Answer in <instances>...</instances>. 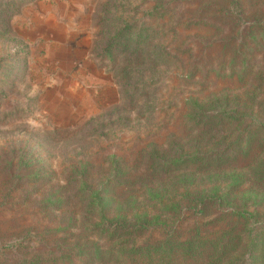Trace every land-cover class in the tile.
<instances>
[{"label":"trees","instance_id":"obj_1","mask_svg":"<svg viewBox=\"0 0 264 264\" xmlns=\"http://www.w3.org/2000/svg\"><path fill=\"white\" fill-rule=\"evenodd\" d=\"M237 3L238 0H231L229 4L204 3V0H157L151 9L140 14L144 20L156 18L157 27L150 30L145 23L137 29L140 21L130 24L116 14L121 12L128 16L129 10L119 12L121 6H106L108 27L105 34L98 35L96 43L104 41L106 47L95 55L111 61V71L116 73L125 103L139 108L141 102L146 104L166 89L165 85L161 87L165 80L161 71L163 56L172 59L178 70H183L187 62L189 65L193 63L188 75H177L181 83L172 90L175 100L185 97L179 101L180 115L177 116L180 117L175 119L172 128L184 127L189 137L184 144H178L183 141L178 136L171 137L164 150L155 147L157 140L152 137L150 161L142 164L143 170L135 177L136 181H123L126 187L137 185V192L144 190V193L129 197L122 205L118 204L115 211L113 205L120 196L104 201L106 181L93 179L92 172L97 169L86 161L87 152L97 148L90 146L87 140L106 142L108 133L87 134L84 140L88 144L76 147L78 151H71V155L60 162V171L47 176L29 175L45 169L41 161L34 163L30 154L16 159V149H7L5 155L9 160H6L7 157L0 152V210L7 207L0 212V264H71L76 257L85 255L96 259L90 260V264H250L260 244L262 258L259 261L254 258L253 264H264V243L253 239L254 226L244 225L241 230L233 225L223 228L220 225L217 229L225 212H218L222 198L216 185L220 175L216 169L228 164L234 168L236 154L232 151L237 148L241 153L239 149H242L239 148L242 141L231 149H220L219 142L229 140L232 128L223 121L220 129L218 120L221 117L243 125L245 119H252L254 115L250 117L247 113L234 111V108L247 107V96L200 95L208 91L211 84L200 85L201 90L192 93L197 97L189 99L185 95L186 80L200 73L207 78L212 71L222 79L223 71L217 69L218 64L223 66L230 61L236 64L238 59L250 54L251 46L243 45L245 39L241 30L244 26L252 22L253 27L264 31V16L246 19ZM232 44L236 47L226 57L225 50ZM221 47L223 58L214 55L209 58V54L217 53ZM234 54L238 56L230 59ZM202 57L207 69L201 68ZM212 61H215L213 65ZM248 73L249 69H246L240 78L241 83L251 84ZM149 75L153 79L143 81ZM234 76L233 72L229 74V78ZM135 77L138 82L133 81ZM257 78L263 82L254 88L263 87L264 73ZM173 108L177 109L178 104L174 102ZM157 112L165 113L163 109ZM144 114H141L142 121ZM153 115L151 113V117ZM181 117L183 125L179 123ZM221 133L225 136L220 138ZM75 136L66 130V137ZM87 137L90 138L86 140ZM3 157L6 158L2 161ZM113 158H106L110 176L117 169ZM3 163L5 166L1 170ZM179 172L181 174L172 177L171 173ZM183 186L189 191L184 192L183 200L178 202L177 190ZM143 208L145 210L140 213ZM183 209H186L185 215ZM228 215L248 223L253 219L246 209L233 210ZM209 225L213 228L208 229ZM105 239L110 244L106 247V254L98 248L94 251ZM91 251L95 253H89Z\"/></svg>","mask_w":264,"mask_h":264},{"label":"rangeland","instance_id":"obj_2","mask_svg":"<svg viewBox=\"0 0 264 264\" xmlns=\"http://www.w3.org/2000/svg\"><path fill=\"white\" fill-rule=\"evenodd\" d=\"M209 1L215 4H229L231 0H204V3ZM156 2L157 0H0V152L7 157V149L15 148L16 159H19L20 155L25 154L28 157L30 154V159L32 157L34 163L41 161L45 169L36 170L29 175L47 176L53 172L58 173L60 162L70 156L71 151H78L76 147H85L89 143L97 148L87 152L86 161L100 170L99 173L94 170L91 177L106 181L104 201L120 196L115 202L117 204L113 205V211L118 204L122 205L129 200V197L141 196L144 190L137 192V185L132 187L129 184V187H126L123 181H136L135 177L143 170L142 164L150 161L152 153L149 146L153 142L152 137L157 140L155 147L158 146L161 150L168 148L171 137L178 136L183 140L178 144H184L189 137L184 127L179 130L172 128L175 119L180 117L177 116L179 101L185 99L181 96L175 100V92L172 90H176V84L181 83L177 75H188L193 63L189 65L187 62L183 70H178L172 59L163 56L161 71L165 80L162 81L161 87L165 85L166 89L146 104L141 102L136 109L133 104L125 103L121 97L116 73L111 71V61L97 58L95 54L106 47L104 41L97 45L96 43L98 35L105 34L108 27L107 5L121 6V10L118 8L119 12L129 10L128 16L121 12L116 14L130 24L140 21L137 29L145 23L150 30L151 27H157L156 18L149 17L144 20L140 14L151 9ZM237 5L246 19L264 16V0H238ZM218 15L222 17L220 12ZM251 23L241 30L245 39L243 45L251 46L250 54L238 59L236 64L231 61L223 66L218 64L217 69L223 71L222 79L212 71L207 78L200 73L195 78L186 80L185 95L189 99L197 97L192 93H198L201 90L200 85L211 84L210 89L206 92L202 90L200 95L213 93L218 97L230 94L234 97L247 96V107L244 108V105L234 108V111L247 113L250 117L254 115L252 119H245L243 125L221 117L218 120L220 129L223 121L232 128L229 140L226 143L219 142L220 149H231L233 145L237 146L238 141H242L239 147L242 149H239L241 153L237 148L232 151L236 154L234 168L228 164L216 169V172L220 173L216 185L222 198L218 212H225V217L222 216L217 229L220 225L221 228L233 225L241 230L244 225L254 226L253 239L257 243H264V144L261 145L264 143V86L254 88L263 82L257 77L264 73V68L259 71L264 67V31L257 26L253 27ZM130 37L133 38L132 35ZM235 47V44L229 45L225 50L226 57ZM222 54L221 47L217 53L209 54V58L212 55L221 57ZM238 54L240 55V52ZM235 56L238 55H231L230 59ZM121 58L122 56L119 60ZM204 61L205 58L202 57L201 68L207 69ZM210 63L213 65L215 61ZM212 68L214 69V66ZM246 69H249L251 84L240 82ZM232 72L235 76L229 78ZM152 79L153 76L149 75L143 81ZM133 81L138 82L137 77ZM249 85H252V88ZM174 102L178 104L177 109L173 108ZM168 104L171 106L167 107ZM159 109H163L165 113L158 114ZM151 113L154 114L152 117ZM141 114H144V121L140 119ZM179 123L183 125L182 117ZM66 130L72 131L76 136L66 137ZM101 132L108 133L106 142L87 140L90 137L85 138L88 143L84 140L87 134L97 135ZM80 133L81 136H77ZM223 136L225 133L219 135L220 138ZM53 137L57 138L53 140ZM142 149L145 150L141 151ZM142 152L144 154H141ZM172 154H175V151ZM111 156L114 157V167L117 165L112 176L107 172L109 164H106V158ZM170 156L173 159L174 156ZM6 160H9V157ZM4 166L5 163L2 164L1 170ZM171 174L175 177L181 173ZM187 191L189 189L184 186L178 188V202L183 200L182 195ZM122 195L125 197H121ZM145 208L139 212L142 213ZM245 209L253 215L249 223L228 215L233 210ZM185 210H182L184 215ZM206 221L203 223L205 228ZM212 228L213 226H208V229ZM109 245L105 239L98 243L94 251L98 248L105 253ZM260 245L253 260L256 258L259 261L262 258ZM89 256L76 257L71 264H90V260H96Z\"/></svg>","mask_w":264,"mask_h":264}]
</instances>
